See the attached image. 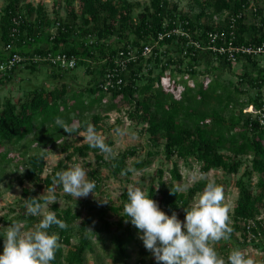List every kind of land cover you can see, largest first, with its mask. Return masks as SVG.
Instances as JSON below:
<instances>
[{"label":"trees","instance_id":"trees-1","mask_svg":"<svg viewBox=\"0 0 264 264\" xmlns=\"http://www.w3.org/2000/svg\"><path fill=\"white\" fill-rule=\"evenodd\" d=\"M0 1L3 2L0 63L13 55L21 59L10 70L0 73V83L24 71L33 74L46 68L48 80L53 84L51 89L34 87L27 91L26 87H20L24 91L21 99L13 102L8 98L0 104V182L4 168L15 161L23 170L20 183L46 190L60 189L53 180L61 171V164L42 178L46 170L44 156L29 155L30 146L53 149L62 142V153L67 154L71 148L66 156L68 160L72 156L84 159L89 153L97 154L101 150L90 144L70 147L66 138L86 132L89 125L99 131L103 120L102 113L90 115L88 122L84 115L91 114L94 108L104 107L102 111L106 114H120L125 110L127 120L141 128L140 132L156 151L154 154L162 153L166 160L192 159L200 173L221 171L227 177L237 175L248 164L234 184L238 194L229 214L232 231L227 239H232L235 232L264 236V217L260 218L264 212V125L258 117L242 112L247 106L261 110L264 67L260 66L259 59L249 56H237V63L232 65L207 50L208 34L219 35L214 45L224 49L229 44L240 47L264 43V0H206L197 3L201 11L193 20L173 12L175 8L170 11L166 0H149V5L136 16L133 15L135 5L125 0H64L67 18L62 21L58 17L51 20L42 5L34 7L29 0ZM53 6L55 11L60 7L58 3ZM218 18H221L219 23L213 25V19ZM178 28L187 37L171 34ZM159 34H170V37L159 41L148 58L141 56L145 47L153 46ZM191 42L198 46L194 47ZM130 52L135 58L123 75L120 74L124 86L104 91L102 85L108 69L114 67L116 59ZM58 54L72 58L74 67L61 68L48 61V55L53 58ZM234 66H239V73L232 71ZM77 68L88 79L87 85L92 86L70 91L72 76L77 77L71 73ZM225 70L231 77L236 75L235 82L219 79L216 74ZM215 75L214 79H207ZM74 121L77 127L72 125ZM29 137L32 139L24 143ZM19 145L25 148L24 153L10 157L8 148ZM133 151L127 150L108 163L96 157V163L112 169L114 175H129L125 160L134 156ZM147 165V162H134L130 167L142 170ZM167 173L175 184L160 181L158 192L155 186H150L147 193L160 210L172 215L187 209L193 194L201 185L203 189L206 185H195L183 194L176 166ZM156 174L161 178L163 171L158 170ZM89 178L97 180L93 172ZM219 186L225 191V186ZM22 196L25 200L35 198L27 190H23ZM127 202L124 194L120 207H107L119 216V221L111 225L104 221L105 211L98 205L97 210L86 204L89 213L81 217V209H60L54 204L52 211L67 227L53 225L48 229L50 234L58 235L60 244L51 264H85L86 255L94 253L93 238L103 247L107 241L112 244L113 264L129 257L127 250L131 244L137 245L139 264H146L150 252L139 238L143 233L130 220L126 222L128 217L123 213V206ZM94 208L96 212L90 215ZM19 211L6 224L21 222L28 230L41 219L26 214L25 201ZM4 234L5 229L0 232V254ZM253 245L264 249V244Z\"/></svg>","mask_w":264,"mask_h":264},{"label":"rangeland","instance_id":"rangeland-1","mask_svg":"<svg viewBox=\"0 0 264 264\" xmlns=\"http://www.w3.org/2000/svg\"><path fill=\"white\" fill-rule=\"evenodd\" d=\"M124 1V0H123ZM127 3L135 5L133 10V15L136 16L139 12L142 11L144 7L149 5V0H125ZM206 0H166L167 8L170 11H173L172 8H175L177 14L181 16L187 17V19L193 20L195 19L200 11L201 7L197 5V3L201 4ZM29 2L36 7L37 5H42L45 14L51 20L57 19V17L62 21L67 18L66 12L63 8L64 0H29ZM58 3L60 7L57 11L54 10V4ZM3 2L0 1V7H2ZM57 12V14L55 12ZM207 11V9H206ZM211 11V10H210ZM221 18L213 19V25H217ZM249 21V19H247ZM180 31V28L177 29ZM204 63V62H203ZM202 69V67L200 68ZM79 68L75 69L71 74L77 75L72 76L71 84H69V90H78L83 87H88L92 85H87V80L80 75ZM235 74L240 72L239 66H234L232 70ZM219 79L236 81V75L230 76L225 70L224 72L217 73ZM210 76L207 79H214L217 76ZM49 77V70L46 68H41L38 72L30 74L29 71H24L18 74L16 77L11 79L10 81H3L0 83V104L5 99H11L13 102L21 99L24 96V91L21 90L20 87H26L25 90L33 89L34 87H43L45 89L53 88V84ZM75 77V78H73ZM201 80V78H198ZM169 79H166L168 81ZM66 81V80H65ZM60 81H57L59 83ZM56 83V85H57ZM60 84V83H59ZM58 86V85H57ZM107 100V99H106ZM101 107V106H100ZM104 108V107H103ZM103 108H94L91 114H85L84 119L88 122L90 115L92 114H101L102 122L99 124L100 129L96 131L99 133L103 139L105 144H109L108 147L110 152H99L97 154L89 153L84 159L78 158L76 156H72L70 160L66 158V156L71 153V148L69 149L67 154L61 152V143L56 145L53 149L47 148L42 149L40 146L36 144H32L29 148L28 154L31 155L33 153H39L44 156V160L46 163V170L42 178L45 177L46 174L50 173V170L55 168L58 164H61V170L67 169L73 163L82 164L88 171V178L91 173H95L97 181L95 184L97 186V190H93V193L89 194L86 198H77L75 199L69 194L64 193L62 187L60 189H53L52 193H49V190H46L44 187H33L27 183L21 182L22 169L16 166V162H10L4 168V177L0 182V232L9 226L7 221L11 220L14 217H17L20 213L19 207L25 201V198L22 196L23 190L29 191L35 198L41 196L43 194L49 195L54 194L56 202L49 205V209L52 211V206L54 204H58L60 209L71 208L73 211H81L82 216L85 217L89 213V208L86 204H91L95 208L100 207V209L105 211L103 215L104 221H106L109 225L117 223L119 221V216L107 209V207H120L122 196L127 194V188L129 185H135L136 187H140L142 190L148 192V187L155 186L156 191H159V183L160 181L169 184L170 182L175 184L174 181L170 180V177L167 173L174 165L178 169V172L181 176V189L180 192L183 194H187L189 190L194 188L195 185L200 186L201 184L206 185L208 182H214L217 185L225 186L224 191V204L229 207V214L232 211L234 202L237 198L238 190L235 188L234 184L236 180L243 173V170L248 167V164H244L243 168L239 170L237 175L226 176L221 171H211L209 173L203 174L199 172V166L193 162L192 159H189L187 162H183L181 160L172 158L171 160H166L164 155L161 153L154 154L156 151L152 148L151 144L147 140L145 134L141 133V128L138 126H129L128 120H126V111L122 110L120 114L115 112H111L106 114L103 112ZM117 119H120L121 122H117ZM77 121H74L72 125H76ZM78 125V124H77ZM77 125L75 127H77ZM86 132H82L76 136H70L66 138V143L71 146H80L84 144H89L85 137ZM32 137L27 138L24 142H28ZM22 143V144H24ZM8 148V147H7ZM9 149V156H18L19 154L24 153L25 148L23 146H15L14 148ZM134 150V156L128 157L125 160L127 167L131 174H117L114 175L112 173V169L105 167L104 165L100 166L96 163V157H101L103 161L106 163L112 162V160L116 157H120L127 150ZM152 153L153 155H149ZM143 163L147 162L146 168L142 170H134L130 167L132 163ZM245 163V162H244ZM162 170L163 175L160 178L156 171ZM90 179V178H89ZM255 179L253 180V185ZM202 185L199 187V190L193 194L191 200L189 202L190 205L194 202L197 195L202 192ZM159 196L156 195V198ZM96 204V205H94ZM94 208L93 213L96 212ZM168 215V214H166ZM177 218L183 222L185 213L180 210L176 213ZM260 218L264 217V212L261 214ZM171 217V215H168ZM6 219V222H2V219ZM41 218V217H37ZM258 218V220L260 219ZM78 225L80 222H76ZM232 226V222L230 221L229 227ZM92 231V229H89ZM263 245L264 244V236L254 237L252 234L245 235L244 232H235L233 238L221 239L220 241L215 243V249L217 253L223 257L227 264V258L229 254L233 250H240L245 253L246 258L252 259L254 264H264V249H260L253 245ZM76 244V240H73V245ZM94 253L93 255L87 254L85 264H113L110 255H113V246L107 241L104 244H99L95 238L92 239ZM3 250V249H2ZM105 250V251H104ZM138 248L136 244H131L129 250H127V254L129 257L120 261L118 264H139V254ZM98 257V258H97ZM146 264H157L152 253L150 252L148 257L146 258Z\"/></svg>","mask_w":264,"mask_h":264},{"label":"clouds","instance_id":"clouds-1","mask_svg":"<svg viewBox=\"0 0 264 264\" xmlns=\"http://www.w3.org/2000/svg\"><path fill=\"white\" fill-rule=\"evenodd\" d=\"M85 137L91 146L110 152L92 125L88 126ZM53 183L75 199L86 198L95 188V182L88 178L87 169L80 163L57 172ZM52 192L53 189H49V193ZM127 200L123 206V213L128 217L126 222L130 220L143 233L139 238L157 264H226L215 249V243L227 239L232 231L229 207L224 204L221 186L208 182L190 207L184 209L183 222L175 213L171 217L166 215L146 191L135 185L128 186ZM55 202L54 194L25 200L26 214L41 219L28 230L21 222L6 228L0 264H51L55 260L60 248L59 237L50 234L48 229L53 225L61 229L67 227L49 209ZM227 264H254V261L237 249L229 254Z\"/></svg>","mask_w":264,"mask_h":264},{"label":"built area","instance_id":"built-area-1","mask_svg":"<svg viewBox=\"0 0 264 264\" xmlns=\"http://www.w3.org/2000/svg\"><path fill=\"white\" fill-rule=\"evenodd\" d=\"M171 34L174 35H180L183 37H187V35L181 31L173 30ZM164 37H170V34H159L157 37V40L153 43V46H147L143 49V52L141 56L148 58L150 56V52L154 47H156L159 43V41H162ZM219 38V35L217 34H208V47L207 50L212 51V53L223 57L228 63H231L232 65H235L237 63V56H249L254 57L260 60V66L264 67V43L258 46H240V47H233L231 44H229L227 49H224L223 46L217 47L214 45L215 40ZM194 47H197V43H190ZM205 49V48H204ZM48 61L51 62V64L58 65L61 68H68L71 69L74 67V60L72 58L66 57L63 55H56L53 58L51 55H48ZM121 58H118L115 60V65H113V68L108 69L107 73L105 74V81L102 85V88L104 91L109 90H115L116 88L120 89L124 86V81L122 77H120V74L123 75V73L126 71L127 65L130 61L134 60L135 54L130 52L126 56H120ZM18 56L13 55L11 59L6 60L3 63H0V73L6 72L10 70L14 63L20 61ZM243 113H248L254 117H258L260 123L264 125V90L262 91V106L261 110H256L252 106L247 107L243 110ZM127 121V118L126 120ZM131 126V123L128 121V127Z\"/></svg>","mask_w":264,"mask_h":264}]
</instances>
